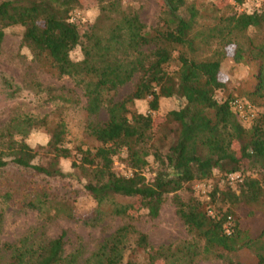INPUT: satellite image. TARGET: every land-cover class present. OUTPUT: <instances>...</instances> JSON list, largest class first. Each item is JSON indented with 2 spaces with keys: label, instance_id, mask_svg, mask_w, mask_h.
I'll list each match as a JSON object with an SVG mask.
<instances>
[{
  "label": "trees",
  "instance_id": "obj_1",
  "mask_svg": "<svg viewBox=\"0 0 264 264\" xmlns=\"http://www.w3.org/2000/svg\"><path fill=\"white\" fill-rule=\"evenodd\" d=\"M228 1L237 8L247 0ZM161 2L152 26L122 0H0V46L7 28L23 27L22 43L41 66L82 90L87 131L97 143L76 147L74 172L61 169L60 159L73 152L66 145L63 109L77 105L79 94L72 88L42 86L39 92L55 108L45 115H16L0 129V233L10 205L37 210L42 221L75 218L72 197L51 185V180H64L81 181L97 203V215L110 203L113 215L136 219L131 210L139 203L156 218L171 195L187 236L154 244L129 221L84 258L81 245L67 252L66 231L47 238L34 230L3 243L1 250L8 255L0 253V264H264V108L246 127L233 106L245 94L264 98V3L226 14L222 12L229 2ZM90 4L100 9L95 21L76 22L73 11ZM76 48L81 49L80 59L72 57ZM228 56L236 63L259 61L257 83L240 95L230 92L218 98L230 82L221 77ZM130 83L133 89L121 94ZM5 90L17 92L6 79ZM149 97L154 111L163 98L177 97L182 104L165 115L139 112L135 102ZM102 111L107 118L98 122L95 117ZM37 128L49 134L47 153L24 140ZM16 135L23 138L16 140ZM122 152L130 175L114 168L115 156ZM151 155L158 167L148 180ZM245 160L258 175L245 176L237 189L216 186L210 200L202 201L190 188L194 181L212 178L215 170L242 172ZM9 171L14 174L8 176ZM185 190L189 192L183 196ZM120 197L126 200L120 202ZM243 251L254 255L252 263L233 256Z\"/></svg>",
  "mask_w": 264,
  "mask_h": 264
},
{
  "label": "rangeland",
  "instance_id": "obj_2",
  "mask_svg": "<svg viewBox=\"0 0 264 264\" xmlns=\"http://www.w3.org/2000/svg\"><path fill=\"white\" fill-rule=\"evenodd\" d=\"M124 4L133 6L139 11L143 21L148 25H155L158 21L161 12V0H122ZM202 1V0H201ZM205 2L218 1L221 5H227L222 13L232 14L239 10H252L264 3L261 0H247L243 6L237 7L228 0H203ZM259 4V5H257ZM100 9L95 4H90L85 8H78L73 11V18L76 22L93 23L98 17ZM24 28L21 26H11L6 29V35L3 43L0 46V129L9 124L10 120L16 116L26 113H35L36 115H45L55 108L53 103L46 102V93L39 92L43 87H56L61 89L63 87L72 88L79 94V103L77 105L68 106L63 109V114L68 123V134L66 145L73 149L72 156L68 158H61L59 166L64 172H74L73 163L78 158L79 154L76 149L77 146L88 145L95 147L96 141L91 137L87 131L89 124L88 114L85 110L86 98L82 95V90L74 85V82L68 78L58 79L50 75L41 64L35 59L33 51L22 43V34ZM255 32V31H254ZM253 34V33H252ZM259 35V34H257ZM231 53V52H230ZM74 59H80L82 52L80 48H76L72 52ZM259 71V61L249 63H236L232 56H228L221 67V77L223 80L230 79L226 91H219L218 98L227 96L228 93L233 95H240L249 89H253L257 83L256 74ZM5 79L12 81L17 88L14 95H9L5 90ZM133 89V84L130 83L125 86L121 94H125ZM10 91V90H9ZM242 102L250 110L249 117H240L246 127H249L256 115L264 108V98L258 97L250 99L248 94L242 95ZM151 97L137 100L135 108L139 112L152 113L156 115H165L169 110L178 108L182 104V100L177 97L163 98L160 100L159 109L154 111L150 107ZM106 113L102 111L95 119L100 122L105 120ZM159 121L161 119L159 118ZM159 134V133H158ZM23 136L16 135V140H21ZM174 138L171 135L168 139L167 145ZM24 140L40 153H47V143L49 141V134L44 128L34 129ZM126 153L122 152L115 156L114 168L120 175H130L131 170L124 162ZM150 165L147 167L146 175L148 180H152L158 162L155 161L154 156L149 157ZM244 170L234 174H228L214 171L213 177L205 180H197L190 184L195 196L202 201H209L211 193L216 186L230 185L233 189H237L244 181V177L248 175L257 176L254 169H250L249 163L244 161ZM13 175V171L6 173ZM20 174L17 178H19ZM29 176V175H28ZM16 177V176H15ZM51 185L54 190L59 193H67L73 199L75 218H67L59 216L50 221H42L41 215L37 210L20 209L17 205H10L6 212L3 222V228L0 233V253L7 252L1 250L3 243H12L18 241L29 232L38 230L35 234L38 235L42 231L45 237H57L62 231H66V249L69 253L78 246L83 248V257L89 256L95 251L98 245L121 225L132 221L138 230L148 234L150 241L154 244L169 243L187 236L183 221L177 215L175 206L172 203L171 195L163 204L161 212L158 217L151 218L148 215V210L137 207L131 210V214L136 219L121 217L111 213L110 203L103 205L102 215L94 213L97 206L96 201L82 188L81 181L65 182L51 180ZM4 190V185L0 184V200L1 194ZM189 191H182L181 194L185 196ZM123 202L124 198H118ZM134 200H128V202ZM260 221V219L258 218ZM255 222V220H254ZM256 223V222H255ZM264 223V220L263 222ZM237 259H241L245 263H252L254 255L250 251H243L240 254L233 255ZM198 264H224L220 260H205Z\"/></svg>",
  "mask_w": 264,
  "mask_h": 264
},
{
  "label": "built area",
  "instance_id": "obj_3",
  "mask_svg": "<svg viewBox=\"0 0 264 264\" xmlns=\"http://www.w3.org/2000/svg\"><path fill=\"white\" fill-rule=\"evenodd\" d=\"M261 1H264V0H261ZM257 5H259V4H257ZM233 106L236 108L240 117H249L250 110L248 108H250V106H246V104L243 103L240 99H235L233 101ZM232 174H234V173H232ZM210 212L212 213V211H210Z\"/></svg>",
  "mask_w": 264,
  "mask_h": 264
}]
</instances>
